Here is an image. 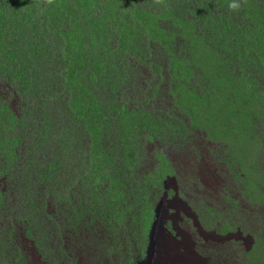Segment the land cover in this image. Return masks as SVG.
<instances>
[{
    "label": "rangeland",
    "instance_id": "rangeland-1",
    "mask_svg": "<svg viewBox=\"0 0 264 264\" xmlns=\"http://www.w3.org/2000/svg\"><path fill=\"white\" fill-rule=\"evenodd\" d=\"M77 2L90 17L104 7L103 0H0V264H137L145 257L155 205L165 191L181 218H172L169 228L173 223L189 234L185 241L176 230L172 235L195 256L186 258L179 246L185 256L180 261L201 264L198 257L203 264H264V0H238L242 7L210 28L194 12L184 24L181 14L160 15L166 8L162 2L134 0L117 9L123 14L119 24L105 23V38L76 27L71 11H84ZM151 13L156 19H150ZM232 13L238 27L229 21ZM228 30L241 37L234 40ZM70 31L77 35L72 51L56 49L59 40H67L61 35ZM81 45L91 58L103 51L104 81L95 92L108 111L105 148L112 150L105 163H121L117 174L109 167L90 171L83 183L73 174L88 162L82 155L89 151L86 135L63 140L75 129L65 106L64 93L70 91L57 92L64 88L59 79L64 82L66 68L80 58ZM28 64L31 72L15 75ZM76 69L85 72L89 66L79 63ZM35 70L41 79L57 76L55 88L46 89L47 98L23 88ZM70 85L83 93L76 81ZM112 103L133 118L123 137L116 125L110 126L119 113L109 108ZM113 152L124 156L115 158ZM89 155L91 161L94 153ZM52 158L55 175L48 171L40 177L39 166L48 167ZM70 163L78 165L72 172ZM168 175L176 185L166 182ZM176 194L196 213L199 225L173 200ZM26 211L31 218L23 219ZM75 211L82 213L78 227L98 229L99 236L102 229L110 231L113 248L118 247L113 257L73 256L72 238L65 242L69 236L50 232L53 216L74 226ZM26 225L42 241L35 250L26 241ZM237 231L249 237L238 238L242 233ZM120 234L126 240L117 243ZM165 243L160 240L156 248ZM160 262L155 254L152 264Z\"/></svg>",
    "mask_w": 264,
    "mask_h": 264
},
{
    "label": "trees",
    "instance_id": "trees-1",
    "mask_svg": "<svg viewBox=\"0 0 264 264\" xmlns=\"http://www.w3.org/2000/svg\"><path fill=\"white\" fill-rule=\"evenodd\" d=\"M78 1H84V2L90 1V4H93V2L97 1V0H78ZM156 1L162 2L166 7V8L161 10V13H159L160 15H167L169 13V11L170 12L172 11V13L176 14V16H179L181 14V16L183 17L182 22L184 24H186V19H185L186 15L188 13L194 12L196 15H198L199 20L206 21L208 23L209 28L212 27V25L214 24V22L218 18H221V19L223 18V20H224V19H226L225 16H228L229 13H231V11L237 12L242 7V5H241L240 8L237 10L230 9L229 3L231 0H183L182 4H178L181 0H172V1L168 0V2H167V0H156ZM104 2L106 3L105 5H104ZM127 2L134 3V0H103L102 5L104 7H102L101 9H97L99 12L95 13L93 15V17H90L89 11H85L81 7L80 3L77 2L75 6L83 9L84 11H78L80 9L72 10L71 14L75 17L74 22L76 20V27L78 26V28H80V29L85 28L87 31L91 30L92 36L100 38V37H104L103 36V30L105 29V23L106 22L107 23L111 22V23H114L116 25L119 24V20L122 18L123 14H122V11H120V13H117V9H119L122 5L126 4ZM137 3H140V2H137ZM168 3H169V5H168ZM197 4L199 5V8H196ZM82 5H84V4H82ZM175 5H177L179 11L177 9L173 8ZM200 6L203 7L202 12L200 11ZM140 8H142V7H140ZM140 8L137 10V12L140 11ZM152 13H151L150 19H156L155 14H152ZM99 14H101L103 16L101 17ZM235 16L236 15L232 13L230 19L228 18L230 23L233 25V26L231 25L232 27H238L239 26V23H236L237 19L235 18ZM105 17L107 19H105ZM193 20L198 21L197 19H193ZM189 23H192V22H189ZM222 25H228L227 21H224ZM240 25L243 26V24H240ZM142 28L147 29V26L145 25ZM128 30L130 31L128 33L134 34V32L131 31V29H128ZM228 33L230 34L231 38H232V36H234L236 38L234 40H237L238 37H241V36L233 33V31H230V30H228ZM169 34L172 35V33H169ZM61 36L67 38V40H59L57 42L56 49L64 50V51H72L73 44H74L75 40L77 39V35L75 34V32L70 31L69 33H65ZM219 36L221 39H223V36L221 34ZM157 39L162 40L159 38H157ZM104 40L102 41V44L105 43ZM106 40H107V38H106ZM240 40H245V39H240ZM245 41L247 42V40H245ZM120 42H121V40H119V45H120ZM19 44H20L19 42H16L15 46L17 47ZM102 44H101V46H102ZM100 49L98 50L97 58H91L88 56L90 53L84 52V47L81 45L80 53H79L80 58L77 61H75L74 63H72V65H69L66 68L67 73H66L65 77L63 78L64 82L62 83V78L59 79V82H60L59 85L62 84L64 86V88L62 86H60L58 91H57V92H63L64 90L70 91V94L68 96L66 93H64L65 102H66L67 98L69 101V103L65 104V106H66V111L71 118L72 127H73V129H75V131L73 132V135L71 132H67L65 134V137H63V140L68 141L71 137L76 136V135L79 136L80 133L81 134L83 133L84 135H86L87 143L89 146L88 153L82 154L83 160L86 158L88 162H86L84 168H81L82 170L80 171V173H78L76 170V171H74V174H73L75 180H78L81 183L86 181L87 176H88L87 172H89V173H90V171L100 172L102 170H106L109 167L108 171L110 170V168H112L114 170V173L117 174L118 170L120 168V164H121V163H118L117 166L114 167L113 165H106V163H105V160L107 159V154L110 153L109 150H112V147L109 150H107V148H105L106 145H105L104 132L106 131V128L104 126V121H105L106 117L108 116V111L106 109V104H104V100L102 99L101 95H99V91L97 93L95 92L97 89H99L100 86H103L102 83L104 81L102 78V74H101V70H100L99 66L101 67L103 65V63L105 62V57H104L103 51ZM35 51H36L35 49L30 50V52L32 54H34ZM8 53L9 52H7L5 54V56H7ZM22 53H24V52H22ZM38 54H39V56H42V54L40 52ZM34 55H36V54H34ZM16 59H17V57L15 56L14 59L12 60V65L15 64ZM79 63L82 65H86V67L89 66V70L85 71L86 70V68H85V70H84L85 72H81V71L79 72L76 69V66ZM65 64L66 63L63 62L62 68L65 67L64 66ZM105 67L106 66H104V68L102 69L104 74H105V72H104ZM28 68H29V64L20 66L19 69H21V70H17L15 75H18V76L23 78L25 76L26 72L28 71ZM12 69H10L7 72L11 73ZM0 72L2 73L3 71L0 70ZM28 72H31V68L29 69ZM37 72L38 71L35 72L36 75L34 77H27L28 75L25 77V86L23 88H26V90L30 94L34 93V94H37L36 96H40L41 98H43L44 96L46 97L45 92L48 91L46 89H54L55 88V82H56L57 76L55 75V77L52 80H46V79H41L39 77L41 75H37ZM113 76H114V73H113ZM22 78H21V80H22ZM30 81L32 82L31 84H29ZM71 81L73 82V84L75 83V81L77 83H79L80 88H81L83 93L78 92V91H80L78 89L72 88V86L70 85ZM19 86L21 87V84ZM52 93L55 94L54 92H52ZM40 97H37V98L40 100ZM61 99H62V97H61ZM109 108H115V109L118 108L117 110L119 111V113H117V110L115 111L117 113V116L114 117V120L111 118L110 126L113 129L114 126L116 125V127L118 128V131H119V135L121 137H123L124 131L129 126L134 125L132 115L129 114V112L127 110L125 112H123L122 106L119 104H116V103H112L109 106ZM112 114L113 113L110 112L109 116L111 117ZM12 118H14V115ZM124 120H125V123H124ZM128 122H131L132 124L128 125ZM93 128H95L98 132H100V134H97L96 132H94L92 130ZM40 133L44 134L46 137L48 136V133L45 130L40 131ZM101 134H103V135H101ZM90 152L94 153V157H92V155H91V161H89ZM63 153H65V152H63ZM111 155H115V158L119 157L121 159H122V156H124L120 152H113ZM103 161H104V164H103ZM52 163H55V165L57 164L56 161L53 160V158H52L50 160L48 167L43 168L42 165L39 166L40 177L42 174L41 172L47 174L48 171H51V174L55 175V170H56L57 166L54 169H52V167H51ZM43 164L45 165V162H43ZM72 165H74V164L70 163L68 166V169H72L70 172H72L76 167H78V165L76 164L77 166L74 165V167L72 168ZM76 175H79V176L76 177ZM29 176L31 178L35 177V176H31V175H29ZM40 177H38L37 179H39ZM39 188H41V187H39ZM47 188L49 189V187H47ZM27 189L30 190L29 186H27ZM39 190H44V189L41 188ZM26 212L27 213L24 216L26 218H23V219L31 218L29 215V212L28 211H26ZM81 215H82L81 212H78V211L74 212V219H76V224L74 226H71L68 223V221H66V222L63 221V218H59V217L56 218L55 216H53V219H51V221L49 223L50 232L52 234L60 235V238H62V235L69 236L66 238L65 242L68 240V238H70V237L72 238V240L76 243V251H74V253L70 252V254H72L73 256H75V252H76L77 254L80 255V257L82 256L84 259V256L87 255L88 252H90L91 255H96V256L102 255V254H105V255L108 254L107 256H105L103 258H107V257L110 258V256L113 257L114 252L116 250H118V247L113 248L114 238H113V235L110 233V231L107 228H106V230L102 229L101 236H99L98 235V229L90 228L87 231V229H84L82 227H78V224L81 220ZM14 230L12 229V231H14ZM25 231H26L25 234L27 237L26 241L29 242L31 247L35 250L37 248V246H39V244L41 245L42 241L37 237L33 238V234L31 233V228L29 225H26ZM124 234L117 235V240H118L117 243H121L122 241L126 240ZM35 241H37L36 244H35ZM96 242L97 243L99 242L98 245L95 244ZM105 244L112 245V246H106V248H104ZM66 245L67 244H65L63 246V250L65 249ZM110 252H111V254H109ZM39 253L41 254V252H39ZM119 259L123 263V260H124L123 256L120 257Z\"/></svg>",
    "mask_w": 264,
    "mask_h": 264
},
{
    "label": "water",
    "instance_id": "water-1",
    "mask_svg": "<svg viewBox=\"0 0 264 264\" xmlns=\"http://www.w3.org/2000/svg\"><path fill=\"white\" fill-rule=\"evenodd\" d=\"M170 181H173L174 184L176 185L174 176H167L166 182L169 183ZM166 182L165 184H167ZM165 188L167 189L168 185H166ZM173 200L183 204L185 207L186 215L192 218L195 224L198 225L199 220H198L196 213L182 199H180V197H178L177 194L174 195ZM167 201H168L167 191H165L163 196L159 199V201L155 205V209H154L155 218L152 222L149 235H148V245L146 249V257L142 261H139L138 264H152L151 259L156 250V244L161 239H167L168 241L175 242V238L171 235V233L168 231L167 226H166L168 223V220L171 218L169 209L174 206L167 205L166 204Z\"/></svg>",
    "mask_w": 264,
    "mask_h": 264
},
{
    "label": "clouds",
    "instance_id": "clouds-1",
    "mask_svg": "<svg viewBox=\"0 0 264 264\" xmlns=\"http://www.w3.org/2000/svg\"><path fill=\"white\" fill-rule=\"evenodd\" d=\"M229 8L230 9H233V10H237V9H239L240 8V3L238 2V0H232V2H230L229 3ZM168 176H172V175H168ZM163 196V195H162ZM159 201V200H158ZM168 201H169V205H170V202H171V200H169L168 199ZM166 204H167V202H166ZM168 205V204H167ZM171 206V205H170ZM182 206L184 207V205L182 204ZM171 209H175V212H173ZM170 215H171V218L168 220V223H167V229H168V231L171 233V235H172V230H176L177 231V233H179L183 238H184V241L185 240H188V238H187V236L186 235H189L185 230H183V229H181L180 227H178V226H176L175 224H173L172 223V227L171 228H169V221L172 219V218H174V220L173 221H176L177 219H181L180 217H179V213H180V209L178 208V207H176V206H174V207H171L170 209ZM184 212L186 213V211H185V207H184ZM187 216V215H186ZM188 217V216H187ZM199 220V219H198ZM237 232H241V231H237ZM229 233H231V232H229ZM242 233V232H241ZM184 234H186V235H184ZM219 235H221V234H219ZM218 235V236H219ZM226 235V234H225ZM173 236V235H172ZM222 236H224V235H222ZM174 237V236H173ZM247 237H249V236H244V234L242 233V237H238V238H241V239H246ZM175 238V237H174ZM250 238H251V240H254L251 236H250ZM163 240V242H166L165 244H163V246L160 248V247H158V248H156V250H155V252H154V254H153V256H152V259L155 257V254L157 253V252H159V251H161L162 250V248H164V247H166V246H168V245H173V246H176L177 248L175 249V252H176V254H177V256L179 257V259H181V258H183V257H185L184 256V254L183 253H181L180 251H179V246H182L183 248H184V243L183 244H180L179 246L177 245V241H176V238H175V242L173 241V242H171V241H168L167 239H161V241ZM249 240V239H248ZM247 241V240H246ZM249 243H250V241H249ZM187 244V243H186ZM146 249H147V247H146ZM185 249V252L184 253H187L186 254V258H187V256L188 255H192V256H194L193 254V250H192V248L191 249H188L187 247L186 248H184ZM188 249V250H187ZM192 250V251H191ZM145 257H146V250H145ZM144 257V258H145ZM195 257V256H194ZM197 259H199V262L201 263V264H203L202 263V260L200 259V258H198V257H196ZM151 259V260H152ZM139 262V261H138ZM152 262V261H151ZM161 263V262H160ZM138 264V263H137Z\"/></svg>",
    "mask_w": 264,
    "mask_h": 264
},
{
    "label": "bare ground",
    "instance_id": "bare-ground-1",
    "mask_svg": "<svg viewBox=\"0 0 264 264\" xmlns=\"http://www.w3.org/2000/svg\"><path fill=\"white\" fill-rule=\"evenodd\" d=\"M199 225V223H198ZM189 246V245H188ZM187 247V244L184 243V248ZM177 247L173 245H168L164 248H162L161 251L157 252L156 255L161 257L162 262L160 264H185L186 259L184 261H180L179 257L177 256L175 249ZM155 258V257H154ZM183 260V259H181Z\"/></svg>",
    "mask_w": 264,
    "mask_h": 264
}]
</instances>
